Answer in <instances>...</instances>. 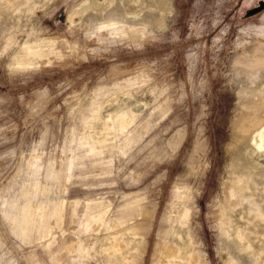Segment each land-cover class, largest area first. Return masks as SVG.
<instances>
[{"label":"rangeland","instance_id":"rangeland-1","mask_svg":"<svg viewBox=\"0 0 264 264\" xmlns=\"http://www.w3.org/2000/svg\"><path fill=\"white\" fill-rule=\"evenodd\" d=\"M258 1L0 0V264H264Z\"/></svg>","mask_w":264,"mask_h":264},{"label":"bare ground","instance_id":"bare-ground-1","mask_svg":"<svg viewBox=\"0 0 264 264\" xmlns=\"http://www.w3.org/2000/svg\"><path fill=\"white\" fill-rule=\"evenodd\" d=\"M262 127V126H261ZM249 143L252 145L251 148V153H255L257 156L263 155L264 156V128H260L254 132H252L251 134V138ZM248 144V143H247ZM251 147V146H250ZM254 155H252L253 157ZM251 160V159H250ZM251 163V162H250ZM250 163H248L247 165H249ZM244 166V165H243ZM247 170V169H246ZM252 170V169H249ZM250 172V171H249ZM248 176V175H247ZM243 186V185H242ZM235 203V201H233ZM191 201H188V203H186L185 205H183L178 212H182L180 213L184 219L187 221L188 219V215H190V211H191ZM234 206V205H233ZM154 211V210H153ZM175 212V211H174ZM176 212V213H178ZM154 215V214H153ZM149 221H151L152 219V214L149 215ZM163 228V227H162ZM163 231V230H162ZM160 230L159 232V237H162L163 233ZM147 234V233H146ZM164 244V243H163ZM115 247H120V244H116L114 245ZM160 247V243L156 246L155 251H154V260H158L160 262V264H171V263H175L176 260L178 258H180L181 254V249L173 244H169V243H165L164 247L159 248ZM161 249V250H160ZM118 250V249H117ZM158 251V252H157ZM188 260L190 262H196V254L194 252V250L190 251V253L188 254ZM158 257V259H157ZM191 264V263H190Z\"/></svg>","mask_w":264,"mask_h":264},{"label":"water","instance_id":"water-1","mask_svg":"<svg viewBox=\"0 0 264 264\" xmlns=\"http://www.w3.org/2000/svg\"><path fill=\"white\" fill-rule=\"evenodd\" d=\"M263 8H264V0H259L256 6L252 7L245 13V16L255 14Z\"/></svg>","mask_w":264,"mask_h":264}]
</instances>
